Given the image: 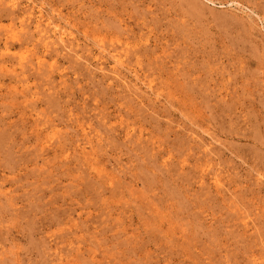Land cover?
Returning <instances> with one entry per match:
<instances>
[{"label":"rangeland","instance_id":"rangeland-1","mask_svg":"<svg viewBox=\"0 0 264 264\" xmlns=\"http://www.w3.org/2000/svg\"><path fill=\"white\" fill-rule=\"evenodd\" d=\"M0 264H264V0H0Z\"/></svg>","mask_w":264,"mask_h":264}]
</instances>
